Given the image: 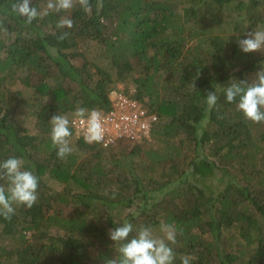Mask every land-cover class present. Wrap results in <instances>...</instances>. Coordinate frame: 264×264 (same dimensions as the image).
Instances as JSON below:
<instances>
[{
	"label": "trees",
	"instance_id": "obj_1",
	"mask_svg": "<svg viewBox=\"0 0 264 264\" xmlns=\"http://www.w3.org/2000/svg\"><path fill=\"white\" fill-rule=\"evenodd\" d=\"M15 2L0 0V162L23 158L39 186L33 207L0 216V264H104L115 255L108 230L125 219L157 235L162 222L174 225V264L186 255L264 264V123L223 94L211 111L205 103L215 85L250 81L264 63V52L238 46L264 27V0H103L99 12L91 0V13L76 7L31 25ZM62 15L73 28H56ZM227 22L234 32L224 33ZM122 81L156 115L149 136L88 144L71 125L74 151L59 159L52 116L107 112ZM21 107L37 133L19 120Z\"/></svg>",
	"mask_w": 264,
	"mask_h": 264
},
{
	"label": "clouds",
	"instance_id": "obj_2",
	"mask_svg": "<svg viewBox=\"0 0 264 264\" xmlns=\"http://www.w3.org/2000/svg\"><path fill=\"white\" fill-rule=\"evenodd\" d=\"M11 7L12 12L22 17L28 25L53 12L70 13L76 7L86 13L92 11L91 0H46L39 10L32 6V0H16ZM102 7L103 0H96L97 12ZM73 26V20L67 15L60 16L56 23V28L61 30L71 29ZM68 35V32H62L59 39L63 40ZM238 46L243 53L264 52V27L247 33V38L238 40ZM218 94H223L228 103L235 102L237 110L246 120L254 124L264 123V63L250 81L232 80L226 88L215 85V91L208 92L205 97L207 111L217 105ZM73 116L83 125L81 131L85 143L105 141L104 120L98 110L77 107ZM73 123L68 116L61 114L53 115L49 121L50 139L57 150V157L61 160L74 151L71 145ZM25 163L23 158L16 156H10L0 162V216L5 219H11L14 215V206L31 208L37 202L39 178L33 171L25 168ZM127 215L136 217L139 213L129 209ZM113 222L120 225L110 228L107 233L113 242L115 255L105 260L104 264H174L175 252L172 246L177 243V230L174 225L162 222L157 235V230L150 226L140 225L134 229L133 223L127 219L123 222ZM194 259V256H182L181 264H191Z\"/></svg>",
	"mask_w": 264,
	"mask_h": 264
},
{
	"label": "built area",
	"instance_id": "obj_3",
	"mask_svg": "<svg viewBox=\"0 0 264 264\" xmlns=\"http://www.w3.org/2000/svg\"><path fill=\"white\" fill-rule=\"evenodd\" d=\"M131 93L115 91L114 98H110L112 107L109 111H99L105 127V141L100 143L101 145H112L122 137L138 140L149 136L151 127L156 121V115L144 107L141 102L133 99ZM71 121H74L72 126L76 135L83 138L81 131L83 125L75 117Z\"/></svg>",
	"mask_w": 264,
	"mask_h": 264
},
{
	"label": "rangeland",
	"instance_id": "obj_4",
	"mask_svg": "<svg viewBox=\"0 0 264 264\" xmlns=\"http://www.w3.org/2000/svg\"><path fill=\"white\" fill-rule=\"evenodd\" d=\"M233 14H234V12H233ZM260 27H262V26H260ZM256 28H258V27H256ZM222 30H224V33H226V34H228L229 32H234V31H232L231 24H229L228 22L225 23ZM132 85H133L132 82H129V81H122V82L116 83L113 90L110 91L111 94L109 93V95H110L109 97L114 98L115 91H123L124 92V91H126V87L130 88ZM13 89L19 90L20 85L19 84L15 85ZM18 111H19V120L27 128V130L31 133H37V129L34 126V118H32L30 116L28 109L25 107L24 108L21 107L18 109ZM49 184L52 185L53 187H56L57 189L58 188L60 189L62 187V184H60L56 181H53V180H50Z\"/></svg>",
	"mask_w": 264,
	"mask_h": 264
}]
</instances>
